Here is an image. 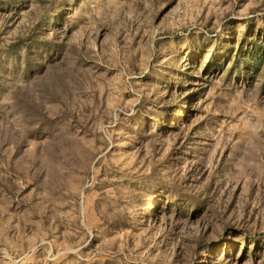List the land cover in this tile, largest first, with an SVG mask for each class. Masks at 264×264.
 <instances>
[{
  "label": "rangeland",
  "instance_id": "1",
  "mask_svg": "<svg viewBox=\"0 0 264 264\" xmlns=\"http://www.w3.org/2000/svg\"><path fill=\"white\" fill-rule=\"evenodd\" d=\"M0 264H264V0H0Z\"/></svg>",
  "mask_w": 264,
  "mask_h": 264
}]
</instances>
